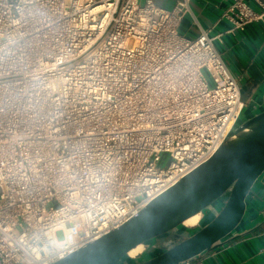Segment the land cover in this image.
Listing matches in <instances>:
<instances>
[{
    "label": "built area",
    "instance_id": "2783aa9c",
    "mask_svg": "<svg viewBox=\"0 0 264 264\" xmlns=\"http://www.w3.org/2000/svg\"><path fill=\"white\" fill-rule=\"evenodd\" d=\"M255 1L229 6V32L263 19ZM190 3L0 0V264H55L120 228L234 130L238 80L222 35L181 34Z\"/></svg>",
    "mask_w": 264,
    "mask_h": 264
},
{
    "label": "water",
    "instance_id": "95a60500",
    "mask_svg": "<svg viewBox=\"0 0 264 264\" xmlns=\"http://www.w3.org/2000/svg\"><path fill=\"white\" fill-rule=\"evenodd\" d=\"M244 109L234 130L209 160L120 228L55 264H181L252 227L246 219L247 197L264 173V110L247 117ZM198 214L205 218L195 227L184 226ZM170 236L163 243L168 248L155 247L158 239ZM139 245H145L141 255L129 257ZM147 255L149 261L144 260Z\"/></svg>",
    "mask_w": 264,
    "mask_h": 264
},
{
    "label": "crops",
    "instance_id": "0c3cea01",
    "mask_svg": "<svg viewBox=\"0 0 264 264\" xmlns=\"http://www.w3.org/2000/svg\"><path fill=\"white\" fill-rule=\"evenodd\" d=\"M176 1L155 0L159 6L168 9ZM234 1L191 0L192 14L184 17L180 32L186 37L196 38L201 26L210 30L213 36L222 35L218 48L231 73L238 80L245 105L244 116L251 117L264 110V17L244 31L229 32L231 24L223 18V14ZM247 1L257 12L263 11L255 0ZM259 1L264 4V0ZM263 213L264 173L247 197L246 219L253 226L226 239L217 248L202 254L196 260L199 264H264ZM209 215L213 216L212 213ZM203 218L205 215L201 214L200 219ZM158 240L155 247L160 248ZM150 252H154V249Z\"/></svg>",
    "mask_w": 264,
    "mask_h": 264
},
{
    "label": "bare ground",
    "instance_id": "6f19581e",
    "mask_svg": "<svg viewBox=\"0 0 264 264\" xmlns=\"http://www.w3.org/2000/svg\"><path fill=\"white\" fill-rule=\"evenodd\" d=\"M200 217H201V214H198L194 217L189 218L188 220L185 221L184 226L195 227L199 223ZM144 248H145V245H139L135 247L129 252V257L134 258L138 256L140 253H142Z\"/></svg>",
    "mask_w": 264,
    "mask_h": 264
},
{
    "label": "rangeland",
    "instance_id": "374dc122",
    "mask_svg": "<svg viewBox=\"0 0 264 264\" xmlns=\"http://www.w3.org/2000/svg\"><path fill=\"white\" fill-rule=\"evenodd\" d=\"M145 1H146V0H140V3H141V4H144ZM243 118H244V117H243ZM168 163H169V157H168V156H165L161 165H162V167H166ZM221 201H222V198L219 199V200L216 202V204H220ZM57 236H58V239H59V240H62V239L64 238L62 232H58ZM161 249H163V248H161ZM162 251H163V250H160V251L158 252V254L160 255ZM150 259H151V258H150L149 255H147L146 258H144L145 261H149Z\"/></svg>",
    "mask_w": 264,
    "mask_h": 264
},
{
    "label": "flooded vegetation",
    "instance_id": "af4514ba",
    "mask_svg": "<svg viewBox=\"0 0 264 264\" xmlns=\"http://www.w3.org/2000/svg\"><path fill=\"white\" fill-rule=\"evenodd\" d=\"M170 239H171V237L170 238L159 239L158 242L160 244V247H162V248H168L169 246H163V243H164V241H168Z\"/></svg>",
    "mask_w": 264,
    "mask_h": 264
}]
</instances>
